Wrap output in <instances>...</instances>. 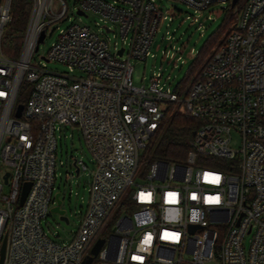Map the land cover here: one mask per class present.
I'll return each instance as SVG.
<instances>
[{
	"label": "built area",
	"instance_id": "1",
	"mask_svg": "<svg viewBox=\"0 0 264 264\" xmlns=\"http://www.w3.org/2000/svg\"><path fill=\"white\" fill-rule=\"evenodd\" d=\"M161 1L73 0L78 20L91 13L104 26L95 32L71 23L35 67L49 26L66 18V1L32 0L19 58L11 60L2 41L12 0H0L2 264H83L87 257L90 264H264V0H166L193 9L191 23L206 13L208 21L232 17L189 85L173 90L161 73L133 83L132 61L153 57L160 26L174 20ZM115 32L121 47L111 45ZM51 62L67 71L48 70ZM23 83L31 91L19 104ZM171 105L199 123L185 163L153 162L137 183L139 151ZM66 127L77 131L94 168L77 228L59 243L41 223L55 206L56 131ZM70 168L66 179L87 171L77 159Z\"/></svg>",
	"mask_w": 264,
	"mask_h": 264
},
{
	"label": "rangeland",
	"instance_id": "2",
	"mask_svg": "<svg viewBox=\"0 0 264 264\" xmlns=\"http://www.w3.org/2000/svg\"><path fill=\"white\" fill-rule=\"evenodd\" d=\"M65 1L68 7L66 18L49 26V32H53L51 34L48 32L44 42L39 45L38 52L32 58V66L37 67L38 65L43 66L45 64L40 57L47 54L52 44L56 41L59 31L67 28L71 23L81 22V24L86 25L95 32L104 26V23L91 13L88 14V18L82 17L78 20L79 18L76 16V6L73 4V0ZM159 5L163 12L173 13L174 20L170 25L166 22L160 26L150 49V54L154 55L153 57H148L146 62L132 61L133 83L135 86L147 84L149 78L154 73H161V83L164 84L165 88L173 90L177 87H187L196 73L199 72H195L190 78L187 76L194 59L204 48L205 44L218 35L219 30L223 26L225 16L218 14V17H216L212 15V18L215 20L208 21L206 18L208 13H206L200 18V24L191 23L192 18L186 20V17L194 16V10L185 4L162 0ZM108 26L111 25L108 24ZM167 32L168 35L166 34ZM5 35L6 30L4 31L3 37ZM168 36H170V39H168ZM108 37L110 38L112 46L116 44L121 47L122 41L116 32L110 33ZM46 67L48 70L57 72L67 71L65 65L57 62L48 63ZM144 78L146 81H144ZM181 97L183 98V94ZM56 140L57 168L54 195L60 192V198L62 200L61 208L66 211V217L69 223L66 224L61 221L57 214L50 213L42 221L41 225L49 238L59 243H66L71 238V232L76 230L79 214L86 206L90 180L89 173L93 170L94 166L91 162L90 155L79 139L77 131L71 127L62 128L60 131H56ZM139 156L141 166L135 181L137 183H143L142 175L148 169L147 161L152 160L153 156L144 150L139 151ZM73 159H77L86 165L87 171L82 172L80 176H76L73 173L71 178L66 179V174L71 173L70 165ZM4 191L6 193L7 188ZM93 264H97V259H95Z\"/></svg>",
	"mask_w": 264,
	"mask_h": 264
},
{
	"label": "trees",
	"instance_id": "3",
	"mask_svg": "<svg viewBox=\"0 0 264 264\" xmlns=\"http://www.w3.org/2000/svg\"><path fill=\"white\" fill-rule=\"evenodd\" d=\"M32 10V0H12L10 8V22L6 27V35L2 41L4 55L12 60L19 58L28 20ZM232 17L227 15L218 35L210 39L204 48L194 59L189 71L188 78L200 70V66L218 43L225 32L229 29ZM31 86L27 83L21 85L18 103L24 104L29 97ZM198 122L187 113L181 112L178 107L171 105L164 119L149 142L146 152L152 154L153 159L147 161V167L153 162L161 161L182 165L185 163L187 153L190 149V140Z\"/></svg>",
	"mask_w": 264,
	"mask_h": 264
},
{
	"label": "water",
	"instance_id": "4",
	"mask_svg": "<svg viewBox=\"0 0 264 264\" xmlns=\"http://www.w3.org/2000/svg\"><path fill=\"white\" fill-rule=\"evenodd\" d=\"M236 2V0H233L232 6L234 5V3ZM79 15H82V13H78ZM44 38V34L41 35L39 42H41ZM21 111H22V106L19 105L17 107V112H16V117L19 118L21 115ZM78 171L76 170L75 174L77 175ZM30 184L29 183H25L22 189V193H21V198H20V204L23 203L27 192L29 190ZM61 194L60 193H56L54 195V201H55V206L51 209V213L53 214H57L60 218L61 221L65 222L66 224L68 223L67 218L65 217L66 211L63 210L62 207V200H61ZM103 241L100 240L98 241L97 245L94 247V249L92 250L91 254L92 256H96L100 246L102 245ZM5 248H6V238H3V241L1 243V247H0V264L3 263V259H4V255H5ZM92 261V257H87L85 259V261L83 262V264H90Z\"/></svg>",
	"mask_w": 264,
	"mask_h": 264
}]
</instances>
